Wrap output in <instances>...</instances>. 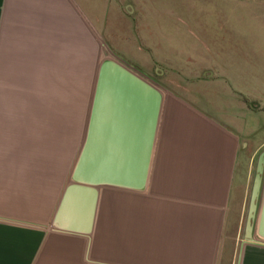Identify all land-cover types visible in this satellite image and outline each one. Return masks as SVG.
Returning <instances> with one entry per match:
<instances>
[{
    "label": "crops",
    "instance_id": "0c3cea01",
    "mask_svg": "<svg viewBox=\"0 0 264 264\" xmlns=\"http://www.w3.org/2000/svg\"><path fill=\"white\" fill-rule=\"evenodd\" d=\"M106 60L167 91L145 186L114 187V235L100 187L77 234L56 219ZM263 151L264 0H0V264H264Z\"/></svg>",
    "mask_w": 264,
    "mask_h": 264
},
{
    "label": "water",
    "instance_id": "95a60500",
    "mask_svg": "<svg viewBox=\"0 0 264 264\" xmlns=\"http://www.w3.org/2000/svg\"><path fill=\"white\" fill-rule=\"evenodd\" d=\"M162 93L151 82L124 64L106 60L97 79L85 143L78 158L73 183L61 200L59 229L91 233L103 186L141 189L145 186ZM264 175L260 154L247 221L251 239ZM258 235L264 239V200Z\"/></svg>",
    "mask_w": 264,
    "mask_h": 264
},
{
    "label": "rangeland",
    "instance_id": "374dc122",
    "mask_svg": "<svg viewBox=\"0 0 264 264\" xmlns=\"http://www.w3.org/2000/svg\"><path fill=\"white\" fill-rule=\"evenodd\" d=\"M225 7L220 6L221 8V15L226 16V5H224ZM211 7L208 6H204L203 9H208ZM208 14V13H206ZM209 15H212V13H209ZM225 36V33H221L220 34V39H222ZM226 40V38H225ZM140 75V74H139ZM193 75H198L197 73H188V75L186 73L183 72H176V73H167L166 76L168 77V79H175L173 81V83H193L195 82V78L193 77ZM142 76V75H141ZM143 78H145L144 76H142ZM146 80H148L147 78H145ZM149 82H151L154 86H156L161 93L164 91H167V88L162 87L161 83H163V79L162 77H158V75H156L155 79L153 81L148 80ZM255 90L259 91V87H255ZM179 92L184 93L185 90L183 88H178L177 89ZM95 92V91H94ZM95 94V93H94ZM94 96V95H93ZM94 98V97H93ZM90 120V117H89ZM89 126V123H88ZM87 131H88V127H87ZM86 136H87V132L85 135V140H86ZM84 140V143H85ZM79 158V156H78ZM77 158V161H78ZM256 166V164H254V167ZM114 187H107L108 193H111L109 196H107L106 200H105V205L104 208L107 210L104 215L105 218L107 220V223L109 224V230L111 232V234L114 235V223H115V207H116V201H115V196H114Z\"/></svg>",
    "mask_w": 264,
    "mask_h": 264
}]
</instances>
